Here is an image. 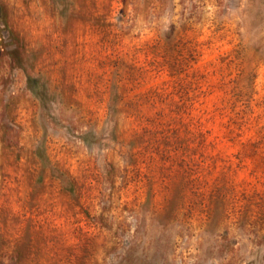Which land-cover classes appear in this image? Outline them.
Wrapping results in <instances>:
<instances>
[{"label": "rangeland", "instance_id": "rangeland-1", "mask_svg": "<svg viewBox=\"0 0 264 264\" xmlns=\"http://www.w3.org/2000/svg\"><path fill=\"white\" fill-rule=\"evenodd\" d=\"M0 4V264H264V0Z\"/></svg>", "mask_w": 264, "mask_h": 264}, {"label": "trees", "instance_id": "trees-1", "mask_svg": "<svg viewBox=\"0 0 264 264\" xmlns=\"http://www.w3.org/2000/svg\"><path fill=\"white\" fill-rule=\"evenodd\" d=\"M60 13L63 14V15H65V11H64L63 8L61 9V12ZM0 23L7 26V18H6V14L4 12V7L2 6V4H0ZM28 82H29V85L31 86L33 92L35 94L39 95L38 94V91H37L38 90V86H37L38 81H37V79H33V78L30 77L28 79ZM59 176H63V174H60L59 173Z\"/></svg>", "mask_w": 264, "mask_h": 264}]
</instances>
